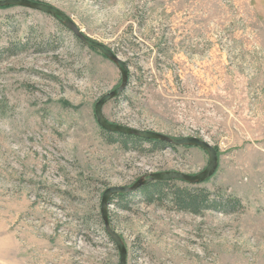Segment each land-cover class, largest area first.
<instances>
[{
  "label": "rangeland",
  "instance_id": "1",
  "mask_svg": "<svg viewBox=\"0 0 264 264\" xmlns=\"http://www.w3.org/2000/svg\"><path fill=\"white\" fill-rule=\"evenodd\" d=\"M30 1L126 64L125 91L103 107L110 123L207 142L218 167L197 188L241 201L198 216L116 200L108 217L127 264H264V0ZM121 82L53 16L0 7V264H119L104 192L209 165L194 146L107 143L95 108Z\"/></svg>",
  "mask_w": 264,
  "mask_h": 264
},
{
  "label": "water",
  "instance_id": "2",
  "mask_svg": "<svg viewBox=\"0 0 264 264\" xmlns=\"http://www.w3.org/2000/svg\"><path fill=\"white\" fill-rule=\"evenodd\" d=\"M10 6H20L25 7L33 10H37L43 12L45 14L51 15L56 18L58 21L62 23V25L68 29L70 32L74 34V36L84 45L96 49L97 51L101 52L109 61L114 63L120 70L122 75V82L120 87L113 90L109 94L105 95L98 103L96 104L95 113L97 123L100 128L103 130L114 132V133H122L126 135L138 136L148 140H160L163 142H167L174 146H182V147H198L206 151L209 155V165L207 168L200 174L192 176L187 174H182L178 172H166V173H159L151 175L148 179H140L136 183H134L130 187H112L107 189L102 197L101 203V216L104 222V227L108 235L112 238L113 242L115 243L119 254H120V263L119 264H127V248L124 245L121 237L112 229L109 217H108V206L110 205V199L115 194H130L138 191L143 186L154 182V181H166V180H178L183 181L189 184H203L208 179H210L218 167V155L216 150L207 142L202 141L197 138H185L182 140H173L170 137H167L162 134L154 133V132H147V131H139L136 129L116 125L110 123L103 114V107L104 105L119 97L126 89L129 73L127 71L126 64L121 61V59L111 50L106 48L104 45L91 40L87 36H85L82 31L77 27V25L65 14L60 12L59 10L55 9L54 7L40 4L37 2H33L30 0H5L0 1V7H10Z\"/></svg>",
  "mask_w": 264,
  "mask_h": 264
},
{
  "label": "trees",
  "instance_id": "3",
  "mask_svg": "<svg viewBox=\"0 0 264 264\" xmlns=\"http://www.w3.org/2000/svg\"><path fill=\"white\" fill-rule=\"evenodd\" d=\"M101 131L107 143L120 144L127 150H147L144 147L145 144L150 146L148 150L151 151H162L167 148L176 149V146L160 140H148L138 136L109 132L102 128ZM198 185L201 184H189L178 180L154 181L134 193L113 195L109 204H114L116 200L122 203L127 201L130 196L140 195L148 205H164L166 203L175 211L191 213L198 216L209 210H223L224 212H228L227 210L229 209L235 210L238 206H241V201L236 198L224 200L220 197L212 200V195L205 189L197 188ZM120 208L124 209V207Z\"/></svg>",
  "mask_w": 264,
  "mask_h": 264
}]
</instances>
